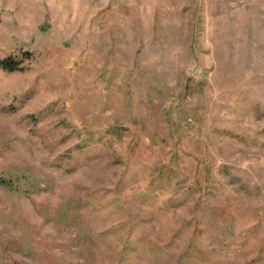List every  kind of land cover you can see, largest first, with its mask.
Wrapping results in <instances>:
<instances>
[{
  "label": "rangeland",
  "instance_id": "obj_1",
  "mask_svg": "<svg viewBox=\"0 0 264 264\" xmlns=\"http://www.w3.org/2000/svg\"><path fill=\"white\" fill-rule=\"evenodd\" d=\"M8 57L0 264H264V0H0Z\"/></svg>",
  "mask_w": 264,
  "mask_h": 264
},
{
  "label": "trees",
  "instance_id": "obj_2",
  "mask_svg": "<svg viewBox=\"0 0 264 264\" xmlns=\"http://www.w3.org/2000/svg\"><path fill=\"white\" fill-rule=\"evenodd\" d=\"M26 59L30 57L29 53H26ZM22 62L18 61L12 57L4 58L0 60V71L13 73L16 71H21L23 68L21 67Z\"/></svg>",
  "mask_w": 264,
  "mask_h": 264
}]
</instances>
